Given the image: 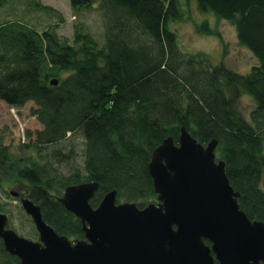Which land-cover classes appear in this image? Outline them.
I'll use <instances>...</instances> for the list:
<instances>
[{"label": "trees", "instance_id": "trees-1", "mask_svg": "<svg viewBox=\"0 0 264 264\" xmlns=\"http://www.w3.org/2000/svg\"><path fill=\"white\" fill-rule=\"evenodd\" d=\"M29 2L60 19L48 16L44 29L32 20L0 23V100L33 102L32 114L43 125L27 131L22 154L0 132L1 190L23 185L58 233L85 238L81 218L60 200L66 187L97 181L93 207L113 190L118 202L144 207L157 198L149 171L154 149L169 136L178 142L185 126L204 144L218 140L217 155L241 208L264 221V0H196L201 12L235 26L239 42L258 60L248 73L205 52L182 50L173 26L186 17L180 0H70L76 12L100 10L102 38L81 21L72 38L64 37L57 30L61 13L41 0ZM199 30L219 35L208 20ZM237 89L253 101L248 115L232 102ZM76 133L85 138L83 163L61 171L55 162H68L77 151L60 145ZM0 264H21L1 238Z\"/></svg>", "mask_w": 264, "mask_h": 264}, {"label": "water", "instance_id": "water-1", "mask_svg": "<svg viewBox=\"0 0 264 264\" xmlns=\"http://www.w3.org/2000/svg\"><path fill=\"white\" fill-rule=\"evenodd\" d=\"M217 145L201 143L185 126L178 143L166 137L149 163L159 202L145 208L117 203L116 190L93 207L97 181L67 186L60 200L81 218L83 239L58 233L29 197L22 205L40 240L7 227L3 212L0 237L21 264H264V221L241 208Z\"/></svg>", "mask_w": 264, "mask_h": 264}, {"label": "rangeland", "instance_id": "rangeland-1", "mask_svg": "<svg viewBox=\"0 0 264 264\" xmlns=\"http://www.w3.org/2000/svg\"><path fill=\"white\" fill-rule=\"evenodd\" d=\"M41 2L44 5L52 6L61 13L63 19L57 30L62 36L72 38L76 22L81 21L90 32L98 38H102L105 32V22L99 9L87 8L76 12L72 8L70 0H41ZM180 2L185 8L186 17L183 21L174 22L173 26L177 27L181 36V40H179L183 51L205 52L215 62H226L232 69L243 73H248L258 62L253 53L239 42L237 30L229 20L219 18L212 13L201 12L196 5V0L189 1V7L186 6V0H180ZM48 16L55 17L56 20L60 19L58 14L50 15L43 10L33 8L29 0H9L0 7V23L10 19H22L26 22L32 20L41 29H44L51 21ZM203 20H208L219 35L201 32L199 23ZM231 94L234 96L232 102L236 108L242 114L248 115L253 107L252 99L238 89L236 94L233 92ZM34 106L33 102L24 106H12L0 100V132L5 137V144L11 146L14 153L22 154L25 151L23 144L29 142L28 130L35 132L43 128L42 123L32 114ZM69 135L60 146L63 145L64 149L74 147L77 151L75 158L64 163L55 162L57 168L64 172L71 171L76 165L81 166L83 163L85 138L82 133ZM10 188H15V185H10ZM0 204L4 207L5 213L9 214V227L15 229L22 236L39 240L35 225L23 209L19 199L7 195L0 189Z\"/></svg>", "mask_w": 264, "mask_h": 264}, {"label": "flooded vegetation", "instance_id": "flooded-vegetation-1", "mask_svg": "<svg viewBox=\"0 0 264 264\" xmlns=\"http://www.w3.org/2000/svg\"><path fill=\"white\" fill-rule=\"evenodd\" d=\"M16 190V191H15ZM14 191V193H15V197L17 198V199H19L20 201L22 200V198L24 197V196H27V194H28V192L27 191H25L24 190V188H23V185H19V186H17L16 187V189H15ZM9 194V193H8ZM151 202H156V200L155 201H151ZM150 203V202H149ZM146 206V205H145ZM144 206V207H145ZM140 208H143V207H140ZM37 234H38V237L40 238V235H39V232L37 231Z\"/></svg>", "mask_w": 264, "mask_h": 264}, {"label": "bare ground", "instance_id": "bare-ground-1", "mask_svg": "<svg viewBox=\"0 0 264 264\" xmlns=\"http://www.w3.org/2000/svg\"><path fill=\"white\" fill-rule=\"evenodd\" d=\"M83 224V223H82ZM84 230V229H83ZM84 233H85V231H84ZM82 239V238H81Z\"/></svg>", "mask_w": 264, "mask_h": 264}]
</instances>
